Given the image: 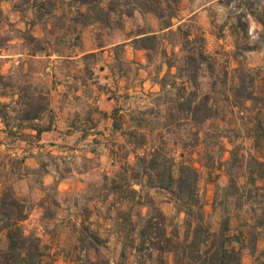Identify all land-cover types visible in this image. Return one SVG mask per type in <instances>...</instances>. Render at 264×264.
I'll list each match as a JSON object with an SVG mask.
<instances>
[{
	"label": "rangeland",
	"instance_id": "rangeland-1",
	"mask_svg": "<svg viewBox=\"0 0 264 264\" xmlns=\"http://www.w3.org/2000/svg\"><path fill=\"white\" fill-rule=\"evenodd\" d=\"M2 3L6 6L0 7V47L4 48L65 54L79 45L75 36L84 30L92 32L99 46L165 29L148 41L151 47L144 63L130 59L123 44L114 46L115 57L109 64L119 79L128 78L129 91L117 97L124 111L119 120L122 137L129 144L114 149L116 166L104 171L100 181L62 192L56 184L43 185L37 170L24 186L15 174L9 175L18 168V160L0 157V189L5 186L25 200L30 215L24 227L58 249L59 256L65 255L57 264H173L171 252L153 251L148 257L149 249L140 247L137 236L149 216L167 232L184 235L185 215L168 190L155 186L154 171L153 185L145 186V175L130 168L136 154H148L152 147L159 148L160 170L167 175L170 171L177 177L181 163L196 168L209 227L217 231L225 223L227 234L237 240L240 263L261 264L264 0H120L118 8L123 11L136 7L132 15L113 13L110 23L86 25L83 17L73 20L77 3L70 0ZM146 7L155 8L161 17ZM80 8L86 10L84 5ZM16 17L35 23V28L22 31L9 20ZM190 55L191 60L186 58ZM107 59L94 53L83 61L97 68ZM61 62L67 68L75 64ZM145 72L158 83L155 88L143 84ZM43 105L41 97L31 102V106ZM206 112L209 116L200 120ZM64 155L68 158L62 159ZM56 158L71 161L69 153ZM2 162L9 169L2 168Z\"/></svg>",
	"mask_w": 264,
	"mask_h": 264
},
{
	"label": "crops",
	"instance_id": "crops-1",
	"mask_svg": "<svg viewBox=\"0 0 264 264\" xmlns=\"http://www.w3.org/2000/svg\"><path fill=\"white\" fill-rule=\"evenodd\" d=\"M4 1L0 7L5 9ZM9 20L22 31L36 26L17 17ZM164 30L99 46L92 32L84 30L77 34L79 45H72L65 54L0 47V80L4 81L0 82V157L19 162L9 175L15 174L27 186L31 172L39 170L43 185L56 184L62 192L80 183L100 181L104 171L116 166L114 149L120 143L129 144L122 137L119 120L124 111L119 109L117 97V93L129 91L128 78L122 75L119 79L109 64L115 57L114 46L123 44L130 59L144 63L147 50L133 47L132 40ZM32 33L39 36L34 30ZM94 53L105 54L106 64L95 68L83 61ZM62 60H70L74 67L67 68ZM147 83L152 88L158 85L150 72L143 76V84ZM40 97L45 103L40 114L22 117ZM65 153L71 155V161H58L56 157ZM1 167L9 169V164L2 162Z\"/></svg>",
	"mask_w": 264,
	"mask_h": 264
},
{
	"label": "trees",
	"instance_id": "trees-1",
	"mask_svg": "<svg viewBox=\"0 0 264 264\" xmlns=\"http://www.w3.org/2000/svg\"><path fill=\"white\" fill-rule=\"evenodd\" d=\"M101 1L70 0L71 4L77 3L76 15L73 16V20L78 22L80 16L84 18V21H82L84 25L92 22L110 23L113 13L118 16L123 14L129 16L136 9V7H133L127 11L121 10L118 8L120 0H109L108 5L105 6L101 4ZM83 5L86 6L84 11L80 8ZM145 10L157 14L155 8L146 7ZM157 15L161 17L159 14ZM171 26L172 24L168 23L166 28ZM153 38H155V34H145L134 38L132 40L133 47L147 50L151 47L148 41ZM186 58L191 60L193 56L190 55ZM190 105L188 101L186 107L190 109ZM44 108L45 105L29 107L23 112L22 117L34 118ZM208 116L209 113L206 112L200 120ZM37 132L39 133L40 130H37ZM136 143L139 144L140 141H136ZM158 152L159 148L152 147L148 154H136V162L130 168L136 170L137 175L140 173L145 175V186L153 185L152 171H154L157 177L155 186L168 190L179 210L185 215L184 235L180 237L176 233L167 232L163 224H159L157 219L149 216L144 220L137 233L140 247L145 246L149 249L148 257H152L153 251L171 252L173 254V264H241L240 248L235 245L237 240H233L227 234V225L224 223L217 231H213L205 219L204 202L198 192V172L196 168L187 163H181L177 177L172 176L170 171L167 175L164 170H160ZM166 175L167 179L164 182ZM132 191L136 192L134 189ZM29 215L30 208L25 200L16 196L5 186H1L0 264H57L60 257L65 259V255L59 256V250L53 248L50 243L44 242L39 234L26 230L24 222L29 218ZM158 215L162 217L160 212ZM262 219L260 224H264V206L262 208ZM92 263L89 261V264ZM261 264H264V260Z\"/></svg>",
	"mask_w": 264,
	"mask_h": 264
},
{
	"label": "built area",
	"instance_id": "built-area-1",
	"mask_svg": "<svg viewBox=\"0 0 264 264\" xmlns=\"http://www.w3.org/2000/svg\"><path fill=\"white\" fill-rule=\"evenodd\" d=\"M65 157L68 158L67 156L64 155L62 159H65Z\"/></svg>",
	"mask_w": 264,
	"mask_h": 264
}]
</instances>
